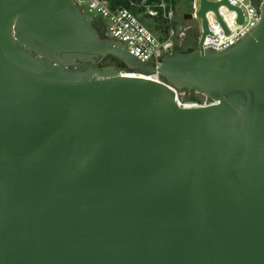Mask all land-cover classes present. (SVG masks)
Here are the masks:
<instances>
[{
    "label": "water",
    "instance_id": "water-1",
    "mask_svg": "<svg viewBox=\"0 0 264 264\" xmlns=\"http://www.w3.org/2000/svg\"><path fill=\"white\" fill-rule=\"evenodd\" d=\"M254 1L258 24L215 51L206 13L227 33L219 7L243 14L201 0L198 45L156 68L74 0H0V264H264ZM174 88L209 102L182 107Z\"/></svg>",
    "mask_w": 264,
    "mask_h": 264
},
{
    "label": "built area",
    "instance_id": "built-area-1",
    "mask_svg": "<svg viewBox=\"0 0 264 264\" xmlns=\"http://www.w3.org/2000/svg\"><path fill=\"white\" fill-rule=\"evenodd\" d=\"M74 1L79 9L80 5L87 3L90 12H95L105 19L104 22L95 16L101 21V28L106 35L109 34L110 38L124 42L128 51L140 60L154 61L156 68L159 67L161 58L166 53L177 49L180 38L186 34L183 26L177 28L175 22L176 7L173 0H126L128 6L118 3L114 7L113 0ZM200 1H191L194 18L199 10ZM210 1L221 2L222 0ZM228 2L242 11L243 22L238 21L239 13L236 10H230L225 5L220 6L219 12L229 31L227 33L219 22L217 14L214 11H208L206 17L211 33L204 38L202 43L206 49L222 51L235 45L260 21L261 13L254 0H228ZM142 19L155 22L161 33L153 32ZM134 75H141L156 81L163 80L158 71ZM175 92L180 106H202L199 101H185L183 90L175 89Z\"/></svg>",
    "mask_w": 264,
    "mask_h": 264
},
{
    "label": "rangeland",
    "instance_id": "rangeland-1",
    "mask_svg": "<svg viewBox=\"0 0 264 264\" xmlns=\"http://www.w3.org/2000/svg\"><path fill=\"white\" fill-rule=\"evenodd\" d=\"M174 1V5L176 7V13H175V22L177 24V28H180L181 26H183L186 29H189L188 32H186L187 34H185L184 36H182L180 38V41L178 42V47L176 50H186L185 48H183L182 46L185 45V41L187 44V51H190V47H193L192 45H194L201 34V29H200V20L196 19V20H186L182 15L184 11H192V5L190 3V1L192 0H173ZM80 9L83 11V13L89 17H95L97 16L98 18H100L102 21L105 22V19H103L99 14H96L95 12H90L87 6V3H84L82 5H80ZM144 21V23L147 24V26L156 34H160L161 31H159L158 28H155V26L158 27V25H154L156 23H152L149 24L147 19H142ZM109 35V34H107ZM182 39V40H181ZM120 68L122 69L123 72H128L127 68H125V66H123L122 64L120 65ZM184 95H183V99L185 101H190L187 97L190 95V93H186L185 91ZM195 94L198 96L199 98V103L200 104H205L206 102H209L208 98L205 97L202 94L196 93Z\"/></svg>",
    "mask_w": 264,
    "mask_h": 264
},
{
    "label": "flooded vegetation",
    "instance_id": "flooded-vegetation-1",
    "mask_svg": "<svg viewBox=\"0 0 264 264\" xmlns=\"http://www.w3.org/2000/svg\"><path fill=\"white\" fill-rule=\"evenodd\" d=\"M188 1V0H187ZM190 3H191V1H190ZM190 14H193V12L192 11H184L183 12V17L186 19V20H196L194 17L193 18H186L187 16H189ZM95 24H96V26L98 27V29H99V31H100V33H101V35L102 36H106V37H109L108 35H106L105 33H104V31L102 30V28H101V21L98 19V18H95ZM188 30L189 29H186L185 28V33L186 32H188ZM187 34V33H186ZM198 41H199V39H198ZM198 41L194 44V45H192L193 47H190V49H193L194 47H196L197 45H198ZM187 44L188 43H186V41H185V45H183L182 47L183 48H185L186 50H187ZM113 62H116V63H120V61H119V59H117L116 57H113V56H108V57H106V58H104L99 64H98V66H106V65H110L111 63H113ZM121 65V64H120ZM209 100V99H208Z\"/></svg>",
    "mask_w": 264,
    "mask_h": 264
},
{
    "label": "trees",
    "instance_id": "trees-1",
    "mask_svg": "<svg viewBox=\"0 0 264 264\" xmlns=\"http://www.w3.org/2000/svg\"><path fill=\"white\" fill-rule=\"evenodd\" d=\"M113 2H114L113 7L115 6V4H118V3L125 4L126 6H128L126 0H113ZM148 23H149V24H152V23H155V22H153L152 20H148ZM154 25H157V24H154ZM155 28H158V29H159V26H158V27L155 26ZM191 50H192V49H191ZM187 98H188L190 101H198V100H199V98H198V96L195 94V92L190 93V95H189Z\"/></svg>",
    "mask_w": 264,
    "mask_h": 264
},
{
    "label": "bare ground",
    "instance_id": "bare-ground-1",
    "mask_svg": "<svg viewBox=\"0 0 264 264\" xmlns=\"http://www.w3.org/2000/svg\"><path fill=\"white\" fill-rule=\"evenodd\" d=\"M131 75H134V74H131Z\"/></svg>",
    "mask_w": 264,
    "mask_h": 264
}]
</instances>
